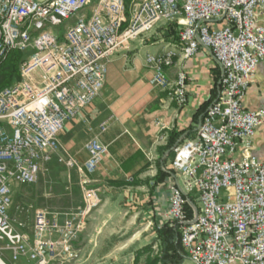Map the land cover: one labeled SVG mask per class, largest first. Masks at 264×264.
Wrapping results in <instances>:
<instances>
[{
	"label": "built area",
	"instance_id": "obj_1",
	"mask_svg": "<svg viewBox=\"0 0 264 264\" xmlns=\"http://www.w3.org/2000/svg\"><path fill=\"white\" fill-rule=\"evenodd\" d=\"M92 3L0 0V59L13 50L25 54L20 82L0 92V254L50 264L77 239L71 220L52 223L47 212L36 213L33 238L19 231L9 217L12 186L37 182L62 149L65 125L99 97L112 58L180 15L183 56L206 49L222 75L196 138L174 150L167 221L180 226L181 251L194 264H264V162L254 154L264 112L245 106L264 63V0H134L128 14L125 0H99L90 15L76 18ZM173 56L148 58L163 89L170 87L164 69ZM187 88L181 73L170 100L184 106ZM87 148L92 172L107 149L98 139ZM53 232L58 239H49Z\"/></svg>",
	"mask_w": 264,
	"mask_h": 264
},
{
	"label": "crops",
	"instance_id": "obj_2",
	"mask_svg": "<svg viewBox=\"0 0 264 264\" xmlns=\"http://www.w3.org/2000/svg\"><path fill=\"white\" fill-rule=\"evenodd\" d=\"M262 22L264 25V15ZM163 25L161 22L151 34L134 41L130 50L112 58L100 96L68 122L60 136L62 154L72 156L80 166L89 159L88 142L98 139L107 148V155L94 173L79 169L83 183L95 188L86 194L85 212L92 213L91 217L96 219H124L133 226L123 236L116 227L118 224L95 227L93 233H85L83 240L88 244L91 238V247L96 248L100 242L113 240L112 244L118 247L113 237L120 235L124 238L120 250L132 256L133 263L129 264L139 260L145 264L158 262L150 259L153 251L160 249L156 227L168 223L171 193L167 175L163 179L159 174L168 166L172 155L173 148L166 150L170 136L173 132L183 133L176 145L196 138L202 116L218 98L222 75L220 66L206 49L186 59L180 44L173 37L168 38L169 31ZM168 53L174 54L173 65L165 68L169 80L176 81L182 72L187 76L189 102L183 108L152 82L148 58ZM245 106L250 111L264 112V63L252 78ZM103 124H106L104 132ZM254 145V154L264 162V119ZM137 219L141 222L135 228ZM94 239L98 241L95 244ZM2 252L4 264L24 261L36 264L29 256L14 261L10 251ZM183 264L194 263L188 258Z\"/></svg>",
	"mask_w": 264,
	"mask_h": 264
},
{
	"label": "rangeland",
	"instance_id": "obj_3",
	"mask_svg": "<svg viewBox=\"0 0 264 264\" xmlns=\"http://www.w3.org/2000/svg\"><path fill=\"white\" fill-rule=\"evenodd\" d=\"M98 1L99 0H93L92 5L80 11L76 15V18H79L84 14L90 15L93 9L95 8V6L97 5ZM125 3H126V0H125ZM131 5L129 6V8L131 7ZM181 19L182 17L180 15H177V17H175L173 20L163 21L162 24H164L163 25L164 29L166 31L167 30L169 31V28L171 25L173 26L176 25L179 31V35H180V33L183 30ZM67 23L69 24L71 22H67ZM60 29L63 31L64 26H62ZM151 33H148V34H151ZM143 36H140L136 40L143 38ZM134 41L130 43L128 50H130V47ZM151 57H156V56H151ZM148 66L153 71V79H154L156 66L154 64H150L149 62H148ZM167 79L169 81L170 87L166 89L159 87L157 83L156 84L154 83L153 80L152 82L153 84L158 86L163 92H166L167 95H169V92L174 88L177 80L174 82H171L168 77ZM188 102H189V96H188L187 103L184 106H178V105L177 106L179 108H183L188 104ZM204 116H202L201 121ZM159 126L160 124L158 123L157 127ZM159 129H161L162 131L163 127L160 126ZM90 142H88V144L86 145L87 151H88L87 147ZM182 143L176 145L173 148L172 155L169 158V164L164 170V173L167 175V178H168V184H167L168 188H170L171 184L174 181L170 173L171 166H172L173 159H174V150L177 146L181 145ZM62 153H63V148L60 149L58 153L52 156V161L49 164L44 165L42 167V171L39 175V178L34 185L26 186V185L14 184L12 186V194H11L12 204L9 210V217L12 220L13 225L16 228H18V230L22 229L26 235L33 238L34 231H35V217H36L37 212H47L49 215V220H51L52 223L57 222L59 225H63L64 222H66L67 220H71L73 222L74 226L79 230L77 239H75L70 244L68 249L59 252V257H57L54 261L50 262V264H129L131 262L132 256H129L126 252L120 250V247L122 245L121 243L124 241V238L120 237V235H115L113 237V239H117L116 242L119 243L118 247H116L115 244L114 245L112 244L113 240L107 241V242L103 241L102 243L100 242L97 248L91 247V244H90L91 242H89L91 238L88 241V244H85L83 240V238H85V233L86 232L93 233V230L95 227H102V226L112 227L113 225L118 224L116 227L119 228L120 234L122 233L121 235L123 236L126 234V232L131 230L133 224L130 223V221H127L124 219H115V220L113 219L110 221V220L92 218L91 217L92 213L87 215L85 212L86 211V194L89 191L95 190V188L91 187L89 183L88 185H85L83 183L82 174L79 172V169L86 170V164L90 160V153L88 152L89 159L86 162V164L83 166H80L78 162H76V160L72 156L67 155V154H62ZM107 153H108V150L106 154L104 155V157L107 155ZM70 159L76 163L75 167L69 166L68 162L70 161ZM96 170L97 169L93 170L92 172L87 171V170L86 171L89 173H94ZM162 178L164 179V177ZM140 222L141 220L139 219L135 221V228L139 227ZM104 223H107V225H104ZM54 236L57 237L58 234L53 232V234H50V236L48 237L49 239H54V240L59 238V237L54 238ZM157 241H158V244L160 245V249L153 251L150 260L156 259L158 260L156 264H163V261L160 259L163 253V248H164L163 242L159 239H157ZM97 242L98 241L97 240L95 241L94 239L93 244ZM0 247H3L1 243H0ZM2 254L3 252L0 254V259L2 260V262H4V258L2 257ZM179 254L180 256L186 258L183 261V263H185V261L188 260L187 258L188 256L186 254H183L181 250L179 251ZM23 256H26V255H23ZM23 264H27L26 261H24ZM136 264H145V263L139 260L138 262L136 261Z\"/></svg>",
	"mask_w": 264,
	"mask_h": 264
},
{
	"label": "trees",
	"instance_id": "obj_4",
	"mask_svg": "<svg viewBox=\"0 0 264 264\" xmlns=\"http://www.w3.org/2000/svg\"><path fill=\"white\" fill-rule=\"evenodd\" d=\"M134 0H126L127 14L128 8ZM173 37L174 41L179 42L180 35L176 25H171L169 28V37ZM25 59V54L19 51H10L5 58L0 59V92L20 82V66ZM183 133H172L170 136L169 146L166 150L171 151L174 146L179 143ZM164 171H161L159 178L164 176ZM189 218L192 217L190 208L187 207ZM157 239L163 242V253L160 259L163 264H182L186 259L180 256L179 251L182 250L180 226L176 223L168 222L156 227ZM189 258V257H187ZM159 259V258H158Z\"/></svg>",
	"mask_w": 264,
	"mask_h": 264
},
{
	"label": "bare ground",
	"instance_id": "obj_5",
	"mask_svg": "<svg viewBox=\"0 0 264 264\" xmlns=\"http://www.w3.org/2000/svg\"><path fill=\"white\" fill-rule=\"evenodd\" d=\"M0 264H4V263L0 260Z\"/></svg>",
	"mask_w": 264,
	"mask_h": 264
}]
</instances>
